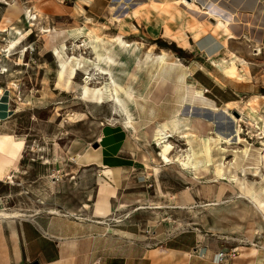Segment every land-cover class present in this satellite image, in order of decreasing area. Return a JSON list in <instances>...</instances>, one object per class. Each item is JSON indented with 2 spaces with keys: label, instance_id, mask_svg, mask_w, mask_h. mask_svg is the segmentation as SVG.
Returning a JSON list of instances; mask_svg holds the SVG:
<instances>
[{
  "label": "rangeland",
  "instance_id": "1",
  "mask_svg": "<svg viewBox=\"0 0 264 264\" xmlns=\"http://www.w3.org/2000/svg\"><path fill=\"white\" fill-rule=\"evenodd\" d=\"M218 1L240 16L239 26H231L238 37L231 39L221 54L208 57L209 62L206 58L198 60L227 77L229 85L245 93L235 104L224 106L220 103L218 106L208 97L212 96L210 93L205 92L194 79L191 81L206 93L209 104L219 110L225 109L229 115L206 108H179L175 92L178 67L172 72L168 68L162 70L168 78L167 86L161 90L154 83H149L145 65L139 69L147 54L153 51L157 55L166 52L169 60L179 59L193 72L196 66L189 67L188 61L181 59L178 53L173 51L172 54L168 47L156 43L162 40L168 46L176 45L172 39L164 38V34L161 37L163 31L160 36L154 33L158 19L165 25L163 29L175 26L176 30H185L192 24L189 11L181 5H174V8L165 11L162 8L164 5L155 0L1 2L0 23L6 11H12L10 4L17 3L21 11L31 10L33 14L32 17L25 14L15 20L9 30L0 31V89L12 92V110L21 109L12 118L3 121L0 131L26 141L21 170L14 171L15 176L11 174L12 178L5 179V183L1 182L0 193L5 198L0 210H17L27 216L56 212L59 207L53 205L55 200L61 198L76 205L82 196L89 195V186H95V171L89 166H81L77 155L101 146L109 147L106 144L107 127L117 131V127L125 126V116L115 114L114 105L106 94L104 101L98 104L83 95L87 84L92 89L103 88L105 93L110 88L109 80L96 68L99 62L96 50L90 45H83V40L90 39L89 36L95 39L98 35L105 40L106 47L111 49L117 61L123 62L121 69L115 70L121 76L123 86L126 89L132 86L137 95L145 97L139 98L141 106L131 105L135 128L127 131L143 154L138 164L144 173L140 186L151 195L152 201L141 210L145 223L155 225L165 220L171 228H200L247 239L250 229L259 225L264 216L237 186L245 185L243 190L260 194L264 187V161L262 169L254 164L257 150L264 149V15H258L256 19L253 11L243 4L232 0ZM37 14L39 19L34 20ZM216 24L215 17L210 16L201 22L203 35L213 34L224 42L222 32L213 31ZM79 31L82 33L76 36ZM118 38L134 43V48L122 50L118 47ZM176 41L182 47L188 45L179 39ZM98 44L103 45L101 42ZM99 50L106 53L104 48ZM76 57L78 60L74 59ZM240 59L246 60L248 65H243ZM62 63H72L78 70L70 76L68 68L60 77ZM235 68L237 73L234 74ZM88 75L91 79L86 82ZM13 83L17 85L15 90L10 88ZM254 96L257 100L248 106L246 102ZM151 107L154 112L150 111ZM170 113L181 114L185 120L180 124L179 133L170 138L176 149L174 158L166 162L160 157L161 149L155 141L154 131ZM240 113L246 116V121L237 123L235 117L240 118ZM237 124L242 126L243 141L239 143L233 139L231 144H221L223 150L210 151V138L217 133L231 137L236 135ZM187 135L192 140V149L204 159L203 164L198 165V171L185 170L175 158L190 147ZM246 145L250 148L249 152H254L252 159L241 160L240 165L231 170L230 162L234 155L244 154ZM222 158L226 168L220 172L214 159ZM156 167L159 168L158 174H155ZM131 212L126 209L117 211L111 218L113 221L124 219Z\"/></svg>",
  "mask_w": 264,
  "mask_h": 264
},
{
  "label": "crops",
  "instance_id": "2",
  "mask_svg": "<svg viewBox=\"0 0 264 264\" xmlns=\"http://www.w3.org/2000/svg\"><path fill=\"white\" fill-rule=\"evenodd\" d=\"M155 1L163 3L165 0ZM216 2L219 7L224 6L218 0ZM163 5L165 11L174 8V4ZM245 7L253 11L250 6ZM188 11L192 21L188 29L176 30L175 26L163 29L165 25L158 19L154 33L160 36L163 31L161 37L172 39L184 51L179 57L188 61L189 67L196 66L193 79L212 95L208 97L218 106L220 103L224 106L235 104L245 92L229 85L227 77L198 60L221 54L231 39L227 45V37L223 33L224 42L213 34L202 33L195 39L190 29L205 21L209 15L197 17ZM253 14L255 18L258 15L256 11ZM233 34L237 39L238 35ZM178 39L188 45L182 47L177 43ZM169 51L174 54L171 49ZM117 129L114 131V128L107 127L106 144L109 147L92 150L100 154L98 161L81 163L85 152L77 155L81 166H89L95 171V186H89L88 196H82L76 205L58 198L53 205L59 207L56 209L60 212L0 218V264H264V216L259 225L250 229L247 239L200 228H171L165 220L155 225L146 224L141 210L152 201L151 195L140 186L144 173L138 164L143 154L138 151L131 135L127 134L130 129L124 125ZM11 174L15 176L16 173L11 171ZM5 179H0V185L5 183ZM237 186L252 203L258 205L264 202V187L260 194L243 190L245 185ZM4 198L5 195L0 193V208ZM256 204V208L264 214V209ZM125 209L132 211L130 216L112 220L113 214ZM234 248L236 254L225 257L221 263L215 262L216 254L229 253Z\"/></svg>",
  "mask_w": 264,
  "mask_h": 264
},
{
  "label": "bare ground",
  "instance_id": "3",
  "mask_svg": "<svg viewBox=\"0 0 264 264\" xmlns=\"http://www.w3.org/2000/svg\"><path fill=\"white\" fill-rule=\"evenodd\" d=\"M0 1L9 4L7 2V0H0ZM232 1H235V2L240 3V4H244L245 6H250L251 8H253V11L257 12L258 15H261V16L264 15V3L261 2L260 0H255V1H253V0H232ZM11 2H12V0H11ZM169 2H171V0H165L162 4H165V6H167L169 4H174V5L181 4V5L185 6L186 9L192 11L197 17L202 16V15H209L210 17H215L217 24H216L213 31L220 30V31H222V33L224 35H226L227 38H226L225 45H227L229 39H236L235 38L236 36L231 31V29H232L231 26L240 24V20H241L240 16L238 15V13L236 14V13L231 12L228 8H226V6L219 7L216 0H193L192 2H188L186 0H173L171 3H169ZM10 9L12 11H7V14L5 15L2 23L0 24V31L1 32H6L7 30H9V28L13 25V22L15 20L20 19L25 14L28 13L29 17H32V14H33L31 10L21 11V9L18 8L17 3L10 4ZM258 15L256 16V18H258ZM40 17H41V15H40ZM33 18H34V20H37V19H39V15L37 14ZM115 20H116V18H115ZM119 21H121V20H119ZM201 22L202 21H200L197 26H193L190 29V31H191V33L195 39H198L202 35V33L204 32L203 25H201ZM43 30H45V29L43 28ZM80 33H82V32L79 31L76 34V36H78ZM95 37L96 38L94 39L93 36H89L90 39L87 40V38H86V40H83V45L84 46L90 45L94 48V50H96L97 59L99 61L96 68H98L97 70H99V74H102L103 76H105L109 80L110 88L108 89V92L105 93V90L103 88L92 89L88 86L89 84H87L83 88V95L86 98H92L91 100L98 104V103H102L104 101V98H106V96H105V94H106L107 97L109 98L110 102H112L114 105V109L116 112L115 114L119 115V113H120L122 116H125V126L128 129H134L135 128L134 127L135 126V118L133 117L131 105H134L136 107L141 106V104L139 103V98L141 97V99H145V97H142L141 95H137L135 92V89L132 86H130V88H128V89H126L123 86V84L121 82V76L118 73H115V70L121 69L123 62L117 61V59L113 56L111 49H108L106 47V45H105L106 42L104 39H102L98 35ZM116 41L119 45L118 47H120L122 50H129L130 51L135 46L134 43L128 42V41L121 39V38L116 39ZM77 42H79V41H77ZM98 42H101L103 45H99ZM99 48H104L106 50L105 51L106 53L105 54L101 53L100 52L101 50H99ZM7 51H8V49H7ZM15 54H13V55H15ZM74 59L78 60L77 57ZM240 62L243 65H248V62L244 59H240ZM223 63L226 65L228 64V62L226 60H224ZM102 64L104 66H101ZM69 65H71V66L69 67ZM69 65H66L65 63L61 64V69H60V74H59L60 77L63 76V74L67 71L68 68H70V76H72L76 73V71L78 70L77 67L74 65L72 66V63H70ZM143 65H145L148 68V70L146 69L147 70L146 76H148L149 83L150 84L154 83L155 86L157 87V89H160V90L164 86H167V78H168L163 74L162 70L165 68L166 69L168 68V70H170L172 72L176 67L179 68V73L176 77V82H175V92H176V98H177L176 102H177L179 108L189 106L193 109V107H198L199 109H203V110L206 108V109L213 111V112H222V113L228 114V112L225 109L219 110L217 107H215L214 105H211L207 102V97L205 96V93L203 92V90L201 88H199L198 85H196V82L191 81V79H193V76H192L193 72L185 64H183L182 61H180L179 59L172 61V60L168 59L166 52H162L161 55H157L153 51H150L147 54L146 58L143 60L139 69ZM77 66H78V64H77ZM120 71L122 72V70H120ZM233 73L234 74L237 73L236 68H235V70H233ZM96 78H98V77L96 76ZM90 79H91V77L88 75L86 77V82H88ZM97 82L99 83V81H97ZM11 86H13V87H10V88H12L14 90L17 89L16 84L13 83V84H11ZM146 88H148V87H146ZM11 93L12 92L9 89L8 90L0 89V122L3 120H6V119L12 118L13 115H15L16 113H18L21 110V109L12 110L10 108L11 107L10 106ZM256 98H257V96H254L251 99H249L246 102L247 105L251 106L252 103L257 100ZM142 108H143V106H142ZM177 110H179V109H177ZM150 111L154 112V108L151 107ZM192 112L193 111H191V113ZM180 115L181 114H178V113H172L171 115L163 118L161 120V123L156 126L155 131H154L155 141L160 146V149H161L160 157L162 158V160H164L166 162L172 160L173 152L176 149L175 146L172 144L170 138L175 137L176 134L179 133L180 124L183 123V121L185 120ZM191 117H192V115H191ZM245 119H246V116L244 114H241V113H240V118L235 117V120L237 121V123L241 122L242 120L246 121ZM261 119H262V117H261ZM248 122H249V120H248ZM212 123H213V125H215V121H212ZM248 125L252 126L251 123H249ZM241 127H242L241 125L237 124L236 130H235L236 135H234L232 137H231V135L230 136H224L223 134H220V133H217L216 136H212L210 138L211 139V141H210L211 144H210V148H209L210 151L216 152L219 149L223 150V147L221 144L222 143L231 144L233 139L237 140L239 143L242 142L243 139L241 137V131H242ZM262 134H264V130L262 131ZM185 137L187 138L186 140H187V143L189 144L190 147L188 149H186V151L183 154L177 155L175 158L178 159V161L180 162L179 164H181L185 170L193 169L195 171H198L199 170L198 165L201 163L203 164L204 159L198 157V154L194 151V149H192V140H191L190 136L187 135ZM262 143L264 145V140L262 141ZM25 149H26L25 139L16 138L12 134L0 132V179L1 180L5 179V178H8V179L12 178L11 173H9L10 171L21 170L20 161L24 157L23 154L25 152ZM244 151H245L244 154L241 153V154L234 155L233 161L230 162L231 163L230 164L231 170L233 168H236L238 165H240L241 160H245V159L251 160L252 159L254 152L253 151L249 152L250 148L247 145H246V148L244 149ZM256 154L257 155L255 157L254 164L256 165V167L258 169H262L261 164H262V161H264V149H258ZM99 157H100V154L98 152H96V150L93 152L88 150L82 155L81 163L82 162L91 163L92 161L93 162L98 161ZM214 160L217 162V166L219 167V171L222 172V169L226 168L225 162L223 161V158L221 160H219V159H214ZM203 167H205V166H203ZM158 173H159V168L156 167L155 168V174H158ZM244 176H245V174H244ZM254 202H255V200H254ZM255 204H256V202H255ZM257 207L260 209H264V202L259 203L257 205ZM56 212H58V211H56ZM25 215L26 214H23L17 210H14V211L0 210V218L1 219L7 218V217H13V216L22 217Z\"/></svg>",
  "mask_w": 264,
  "mask_h": 264
},
{
  "label": "built area",
  "instance_id": "4",
  "mask_svg": "<svg viewBox=\"0 0 264 264\" xmlns=\"http://www.w3.org/2000/svg\"><path fill=\"white\" fill-rule=\"evenodd\" d=\"M236 251H237L236 248H234L229 253L221 252V253L216 254L215 262L221 263L225 257H230L231 255L236 254Z\"/></svg>",
  "mask_w": 264,
  "mask_h": 264
},
{
  "label": "trees",
  "instance_id": "5",
  "mask_svg": "<svg viewBox=\"0 0 264 264\" xmlns=\"http://www.w3.org/2000/svg\"><path fill=\"white\" fill-rule=\"evenodd\" d=\"M156 43L160 44V45H164L165 47H168L169 49H171L172 51L178 53L179 55H182L184 53L183 50L179 49L176 45H170L168 46L164 41L162 40H158L156 41Z\"/></svg>",
  "mask_w": 264,
  "mask_h": 264
},
{
  "label": "water",
  "instance_id": "6",
  "mask_svg": "<svg viewBox=\"0 0 264 264\" xmlns=\"http://www.w3.org/2000/svg\"><path fill=\"white\" fill-rule=\"evenodd\" d=\"M97 147V146H96Z\"/></svg>",
  "mask_w": 264,
  "mask_h": 264
}]
</instances>
